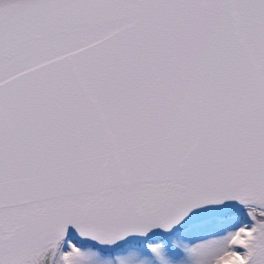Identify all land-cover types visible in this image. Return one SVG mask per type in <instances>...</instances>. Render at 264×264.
I'll return each mask as SVG.
<instances>
[{"label": "snow or ice", "instance_id": "obj_1", "mask_svg": "<svg viewBox=\"0 0 264 264\" xmlns=\"http://www.w3.org/2000/svg\"><path fill=\"white\" fill-rule=\"evenodd\" d=\"M0 264H264V0H0Z\"/></svg>", "mask_w": 264, "mask_h": 264}]
</instances>
